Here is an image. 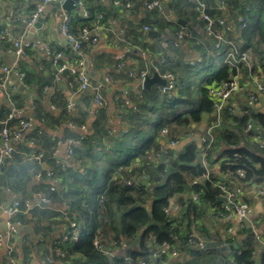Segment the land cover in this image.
Listing matches in <instances>:
<instances>
[{
  "label": "crops",
  "instance_id": "1",
  "mask_svg": "<svg viewBox=\"0 0 264 264\" xmlns=\"http://www.w3.org/2000/svg\"><path fill=\"white\" fill-rule=\"evenodd\" d=\"M39 1L0 0V82L4 67L14 70L5 78L4 86L0 84V126L13 110L17 111L14 119L28 123V129L13 140L15 153L2 172L10 170L0 180V235L7 231L4 209L9 203L19 201L22 207L31 206L18 216L21 225L10 240L12 262L2 243L0 264H80L82 256L74 253L72 246L62 248L64 259L56 257L53 248L61 245L70 220L83 225L75 206L85 207V197L97 179L100 186L94 191L105 187L99 196L103 198L99 234L110 255L123 257L137 248V241L114 239L110 227L117 224L118 214L125 208L116 205L111 190L129 181L149 187L162 176L161 164L167 169L187 144L194 141L200 151L201 135L216 122L213 110L203 112L199 121L186 126L170 124L167 136L159 133L153 137L154 127L169 119L170 99L177 100L179 88L188 86L197 96L200 85L224 66L223 54L227 50L234 54L243 52L237 77L241 87L225 102L221 123L215 129L212 156H219L225 149L226 128L240 132V119L248 117L264 135V127L252 117L264 115V97L259 95L254 108L248 107L245 98L248 87L254 89L264 82V0H202L206 13L226 24L222 31L225 44L219 50L206 34V23L196 11L194 0H160L162 13L145 10L143 4L148 0H120L130 5L127 9L116 5L115 0H90L88 9L93 18L101 16L102 27L85 39L82 58L88 83L101 88L105 107L100 110L92 101V90L79 91L76 83L70 87L72 78L56 72L44 50L47 46L68 56L72 54L59 32L66 11L46 4L35 20L41 18L40 27H35V22L28 24ZM67 13L71 16L70 31L77 34L81 25L79 11L76 8ZM239 18L244 19V28L240 27ZM185 29L190 36L177 48L172 47L175 33ZM215 29L221 31L219 27ZM92 38L97 42L92 43ZM19 39L35 46L23 57L12 53L13 42ZM145 70L148 77L156 73L163 78V74L170 73L175 89L162 93L156 84L143 88L138 75ZM19 73L24 74L22 81ZM216 100L221 102L220 98ZM185 111L186 107L175 109L176 114ZM151 137V147L141 153ZM241 139L248 146L254 144L245 136ZM171 140L176 141L174 146ZM33 156L38 159L33 160ZM126 161L128 165H123ZM243 188L237 202L245 206L244 217L231 212L227 221L223 203L221 208L200 205L198 216L188 225L184 221L179 233L205 243L215 242L216 249L222 247L224 240L233 239L227 246L240 243V248H253L254 262L257 258L259 264L264 245V183ZM97 200L98 197L95 203ZM64 212L66 219L61 216ZM184 213L185 206L173 199L170 216L180 221ZM228 226L232 229L230 235L226 232ZM192 250L177 243L169 245L162 248L159 260L153 264H217L222 255L230 264L232 259V252L205 249L195 255Z\"/></svg>",
  "mask_w": 264,
  "mask_h": 264
},
{
  "label": "trees",
  "instance_id": "2",
  "mask_svg": "<svg viewBox=\"0 0 264 264\" xmlns=\"http://www.w3.org/2000/svg\"><path fill=\"white\" fill-rule=\"evenodd\" d=\"M88 13L89 19L92 20V12L89 9ZM80 19V27L88 22L81 17ZM242 55L243 52L241 51L234 54L237 66H239L238 61ZM234 76H237V71L224 65L212 78L207 80L206 84L200 85L197 96H193L188 86L179 88L177 100L170 99L172 102L169 106L171 113L168 116L169 119L165 118L155 125L153 137L157 136L162 128L172 123L177 126H186L191 121H199L203 112L210 113L212 111V102L208 93L210 87H214L221 81H229ZM177 107H186L187 111L176 114L175 109ZM252 117H255L258 123L264 127L263 114ZM247 123L248 117L238 121L240 132L226 128L223 136L226 147L219 156L213 157V148H209L207 151L208 163L212 169L207 172L206 177V171L201 166L196 167V164L199 163V151L197 144L192 141L185 146L181 153L177 154L176 160L172 161L167 169L161 164L159 169L162 176L151 186L146 187L138 183L137 188L126 185L113 187L111 191L116 198V205L125 209L119 212L118 222L111 225L110 230L115 234L114 239L116 240L121 237L136 239L137 241V248L126 252L125 256L129 258V263L124 260V256L106 257L93 246L94 237L98 230L101 231V222L99 221L101 203H99V199L102 200L103 204V198L99 196L104 193L105 189L102 187L100 191H94L100 186L98 179L85 197V207L75 206L77 214L83 220V225L79 224L78 240L67 244L65 248L70 245L74 253L82 256L80 264H135L140 259L148 260L151 251L156 246L175 243L186 246L188 235L180 234L178 229L184 221L188 225L198 216L196 212L200 205L206 208H221L222 203L217 200L222 194L220 185L232 189L236 186L243 187L252 183H264V149L258 150L254 144L248 146L241 143V136L246 138L249 136V133L243 131ZM153 137L143 145L140 149L141 153L151 147ZM128 163L129 161H126L123 165H128ZM239 172H242V176L239 175ZM185 185L189 186V190L185 189ZM190 193L198 194L196 201L191 200ZM184 194H188V196L183 197ZM97 197L98 200L95 203ZM173 199L178 204L185 206V213L180 221L163 211L169 205V201ZM161 226L165 228V231L161 230ZM151 238L153 239L152 242ZM232 242L233 239L227 243ZM252 249L245 247L233 251L231 253L233 263L256 264L251 254ZM259 264H264V251L259 253Z\"/></svg>",
  "mask_w": 264,
  "mask_h": 264
},
{
  "label": "built area",
  "instance_id": "3",
  "mask_svg": "<svg viewBox=\"0 0 264 264\" xmlns=\"http://www.w3.org/2000/svg\"><path fill=\"white\" fill-rule=\"evenodd\" d=\"M66 0H40L35 5L34 9L32 10L28 24H32L37 19L38 15L40 14L42 7L46 4H62ZM90 0H79L76 4V8L79 11L80 17L83 20H87L88 22H85L83 26L80 27L77 34H73L70 31V21L71 16L69 13H64L62 18V23L59 28V32L61 34V37L64 39V41L70 46L72 50L71 55H66L62 51H54L51 50L49 47L45 46L44 50L46 54L51 59V64L55 68L56 72L59 74L67 73L71 78V83L69 84L70 87H72L73 83H76L78 85V90L83 91L87 88H90L93 92V103L97 110L103 109L105 107V102L102 98L101 94V88L99 86H91L87 78L85 76L84 72V61L82 58V49H83V43L85 39H87L94 31H97L102 26L100 25L101 16H96L92 20L89 19V13H88V3ZM114 3L118 6H123V8H129V4H122L120 0H115ZM145 10L147 11H156L159 13H162V6L160 0H148L143 4ZM194 6L196 11L199 13L200 18L206 23L205 32L207 35L211 36L215 41V49L219 50L221 47L225 44V38L223 36L222 31L225 29L226 24L222 19H213L206 13V7L202 0H194ZM89 19V20H88ZM240 27H245V22L243 18H239ZM216 27L220 28V32L216 31ZM145 30H148V28H145ZM190 36V32L188 30H182L179 32H176L174 35V41L171 43V46L174 48H177L186 38ZM92 43H96L97 39L92 38ZM163 46H167V43H163ZM35 46L30 42H24L21 39L14 40L13 42V48L12 53L16 57H23L28 54L31 50H33ZM162 60L160 63H163ZM223 62L224 65L228 66L231 69H235L237 71V76L232 77L229 81H221L216 87H210L208 93L211 98L212 102V110L214 112V115L216 116V122L211 125L207 126L204 130L203 134L200 137V144L201 148L199 151V164L200 166L206 171L205 177L207 175V172H209L212 167L208 163V153L207 151L209 148L212 147L215 138L216 133L215 129L219 127L221 123V114L223 109L225 108V102L229 99L230 95L238 90V83L236 81L238 77V66L237 62L234 59V53L232 50H227L223 54ZM238 62H241V58ZM156 72H158V68L154 69ZM3 77L1 79L0 84L4 86L5 78L11 74L14 70L9 67L3 68ZM159 74V73H158ZM19 79L22 81L24 78L23 73L18 74ZM147 77V70L142 71L139 73L138 78L140 82L142 83L144 79ZM163 79H165L166 84L164 86H161L160 90L162 93H168L170 91H173L176 87L175 81L173 76L170 73H165L162 75ZM259 95L264 97V82L257 85L254 89L248 87L245 90V98L246 103L249 108H254L258 104V97ZM216 98H220L221 102H218ZM71 104L67 103V108H70ZM227 110V109H226ZM229 111V114L232 112ZM16 110H13L7 118L1 122L0 126V174L5 169V164L13 158V155L15 153L14 146H13V140L20 137L27 129H28V123L23 119H14L13 114L16 113ZM20 112V111H18ZM257 127L254 126V124L251 121H248L247 125L243 129L244 133H249L248 138L254 143L255 147L258 150L264 149V135L261 131L258 129H255ZM169 129L167 127L162 128L160 131V135L167 136L169 134ZM175 140H171L170 143L172 146H174L176 143ZM33 160L38 159V156H33ZM239 175L242 176V172H239ZM37 177L40 176V174L36 175ZM46 176H50L49 173L46 174ZM126 186L137 188L138 183L137 182H126ZM222 192V196L225 197L226 203H223V209L225 212L228 213V215L225 216V219L229 220V213L234 212L235 215H237L239 218L244 217L245 214V206L242 203L237 202V198H239L243 194V187L236 186L232 189H227L225 186L220 185L219 186ZM190 198L193 201H196L198 198L197 193H190ZM42 202H47L46 200H42ZM99 203H102V200H99ZM173 204V200L169 201V205L163 209L164 212L169 213L171 205ZM31 206L26 205L25 207H22L21 203L19 201H12L9 203L6 208L4 209V214L7 217V220L5 222V228H6V234L0 235V244L4 243L6 244V249L9 258L12 262V250L10 247V240L15 236L17 229L19 228L20 221L18 219V216L21 214H24L26 211L30 210ZM62 218L66 219L65 212L62 213ZM232 229L230 226L226 228L227 235H230ZM79 232L80 227L79 223L75 220H70L68 225V231L67 233L62 237L61 245L58 247L53 248V253L56 257L64 259L65 252L62 250L63 247H65L69 243L76 242L79 238ZM103 238L98 233L93 239V246L101 252L106 257H113L110 255L109 250L106 248V245L104 244ZM169 245L163 244L162 246H156L154 250L151 251L149 259H140L135 264H153L154 260H159L161 250L162 248H165ZM222 247L227 246L226 240L222 242ZM186 247L188 249H194L198 251H204L205 250V242L196 239L193 236L188 237ZM262 250L264 251V245L262 246ZM124 260L129 263V258L124 256ZM161 263V261H160ZM230 264H234L233 260H230Z\"/></svg>",
  "mask_w": 264,
  "mask_h": 264
},
{
  "label": "water",
  "instance_id": "4",
  "mask_svg": "<svg viewBox=\"0 0 264 264\" xmlns=\"http://www.w3.org/2000/svg\"><path fill=\"white\" fill-rule=\"evenodd\" d=\"M79 0H66L65 2H63L62 4H54L55 8H61L63 11L69 12L73 9H76V4ZM179 23H182L179 21ZM41 24V18H38V20L34 23L35 27H40ZM150 35H154V33H149ZM264 74V73H263ZM232 79V78H231ZM238 86L241 87V80L239 78L236 79ZM153 84L159 85V86H164L166 84L165 79L160 78L156 73H154L151 77H146L144 79V81L142 82V86L145 89H149V87ZM200 164L197 163L196 167L199 168ZM10 170H8L9 172ZM8 172L4 173V174H0V180H4L5 177L7 176ZM186 190H189V186L185 185L184 186ZM220 203H226V199L225 197H223L222 195H220L217 199ZM161 230L165 231V228L163 226H161ZM240 248V243L239 244H231L228 246H224V247H220L219 249H216L215 246V242H207L205 243V249H212L214 251H217L219 253H231L235 250H238ZM193 254L195 255H200L203 253V251H198V250H192L191 251ZM255 263H258V259L256 258ZM217 264H227V262L225 261V257L222 255L221 258L219 259Z\"/></svg>",
  "mask_w": 264,
  "mask_h": 264
},
{
  "label": "rangeland",
  "instance_id": "5",
  "mask_svg": "<svg viewBox=\"0 0 264 264\" xmlns=\"http://www.w3.org/2000/svg\"><path fill=\"white\" fill-rule=\"evenodd\" d=\"M199 142V144H200V141H198Z\"/></svg>",
  "mask_w": 264,
  "mask_h": 264
}]
</instances>
